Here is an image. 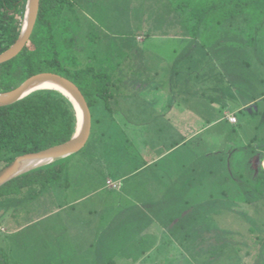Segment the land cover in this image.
Returning <instances> with one entry per match:
<instances>
[{
    "label": "trees",
    "instance_id": "16d2710c",
    "mask_svg": "<svg viewBox=\"0 0 264 264\" xmlns=\"http://www.w3.org/2000/svg\"><path fill=\"white\" fill-rule=\"evenodd\" d=\"M25 2L0 0V53L18 37ZM138 4L135 6L143 8L151 30L159 29V34L165 36L189 38L191 47L193 43L198 46L195 50L192 47V52L214 58V54L222 51L225 57L221 58V63L215 57L221 70L236 76V85L243 86L252 100L264 98V90L257 88L264 84V0H143ZM106 5V0H40L28 42L16 56L0 64V92L18 86L35 73L51 71L69 78L80 88L91 116L92 109L100 103L112 111L109 105L112 99L134 96L136 91L125 92L123 86L128 80L134 82L138 78L140 81L147 67L144 62L141 70L133 62L138 48L136 39L123 38L115 54L108 55L107 46L104 53L93 51L96 43L104 46V36H96L93 32L96 25L93 16L99 7ZM253 52L258 59L255 68L251 67ZM176 53V61L184 60L179 58L182 53L178 48ZM109 59L112 64L107 66ZM141 80L147 79L142 76ZM251 85L252 92V88H246ZM100 120L92 117L87 142L90 138L101 141L104 133L93 130L94 122L98 124ZM76 123L73 103L54 89H38L12 104L0 106V168L17 155L69 139ZM256 153L252 147L251 154ZM89 163V160L79 161L74 167L69 159L60 158L2 184L0 224L8 222L10 217L17 226L33 219V212L38 210L35 201L48 198L54 202L59 193L66 194L77 185L72 179L73 170L85 171L93 167ZM189 165L191 182L196 179L201 182V175L206 171L212 173V170L205 171L199 158ZM251 171L254 183L250 191L256 199L247 205L252 211L240 202L228 200L219 206L214 198L208 205L187 202L186 209L190 211L173 225L171 235L191 257L188 264H264V170L258 164L256 168L252 166ZM223 194L229 199L226 191ZM227 208L239 214L237 227L217 222L216 216L218 218ZM8 249L7 243V253L2 249L5 259L0 258V264H9ZM97 264L116 263L106 259Z\"/></svg>",
    "mask_w": 264,
    "mask_h": 264
},
{
    "label": "rangeland",
    "instance_id": "374dc122",
    "mask_svg": "<svg viewBox=\"0 0 264 264\" xmlns=\"http://www.w3.org/2000/svg\"><path fill=\"white\" fill-rule=\"evenodd\" d=\"M106 1L107 5L99 7L95 11L96 16H93L96 24L93 32L96 36H104V46L101 47L96 43V48L93 51L104 53L105 46H107L108 55H110L115 54L116 48L120 49L123 38L133 37L139 42L143 41L145 49L142 62H146L147 65L143 73L145 80H147L144 82L151 81V83L147 82L150 84H145L141 88L138 83H131L128 80L123 86V91L129 93L136 91L137 93L134 96L123 95L119 96L117 100L112 99L109 103L112 111L106 110L102 103L92 109L93 120L96 117L101 119L100 123L96 124L94 122L93 125V130L104 133L101 141L99 138V140L90 138L81 151L64 158L69 159L70 164L74 167L78 166L76 165L77 162L87 160L91 162L89 164L93 167L87 168L85 171L83 169H72L73 182L77 183L79 188L70 189L66 194L59 193L55 201L62 203L63 200L70 201L81 195H86V193L90 194L84 202L76 204L74 208L67 207L58 212L55 210L56 208L54 209L56 207L55 201L48 200L46 203L36 204L38 210L33 212L31 217L36 218L42 216L43 213H46L47 216L31 226L25 227L16 235V240L19 237L23 242L22 244L25 247L28 246L27 248L37 245L39 242L41 243L43 235L47 237L46 240L54 241L52 237L55 234L57 222L61 218H66L68 214L83 212L86 208L93 209L95 204L102 202L106 196L110 199L120 198V194L115 190L100 189L97 191V188L106 186L107 176L115 178L119 175L117 172L141 166L146 160L154 157V159H151L153 161L149 163L151 168L169 167L172 171L173 168L181 170L182 165H189L199 158L204 163L205 171L212 170V173L206 171L201 175V183H197L198 179H196L194 183L190 184V189L187 188L186 195H183V197L188 198L185 203L207 204L211 203L208 202L211 198H214V203H218L219 206L228 200L229 202H240L246 209L250 208L249 210L252 211V207L248 206L247 203H251L254 198L256 199L254 193L250 191L254 183L251 167L256 168L260 164L264 170V98L236 110V115H234L236 121L232 123L239 121L237 124H230L224 120L210 122L214 121L216 116L221 115L225 108L235 111L237 104L244 105V103H247L250 100V95L243 86H240L237 97V92L233 87L237 83L235 81L237 77L225 73V70H222L224 78L218 74L216 70L218 67L214 66L213 63L216 58L221 63V58L225 57L222 51L214 54L216 58L205 54L204 66L206 68L204 67L200 72H198V68L194 67V64L200 61L201 55L199 53H195V55L187 54L188 61L192 59L191 72L200 73L198 80L193 78V82L196 81V83H193L192 86L197 90L193 95L198 94L200 96L202 92L204 93L202 101L207 103L204 104L203 108L205 110L202 111H204V114L207 111L209 124H206L207 126L202 125L196 133L192 132V136L185 138L183 143L179 142L181 136L184 134L186 136L189 131L195 128V123H192V128L189 125L176 126L178 121L173 114L177 107L170 103V80L168 79L170 68H173L170 60L175 55L172 48L182 47L185 44V50L188 49L187 52L189 53L190 50L192 51V47L195 50L198 46L193 43L191 47L189 38H185L186 41L184 39L179 40L178 36L171 39L173 37L171 34L165 36V34H159V29L151 30L149 20H147L146 15H143V8L135 6H138V3L143 0ZM147 31L149 35H146ZM250 48L253 49V46L251 45ZM89 50H91L90 47ZM254 53L251 56L252 68L258 66V59L254 56ZM82 59H85V56H82ZM133 62L135 63V59ZM179 62H183V59H180ZM110 64L112 63L109 59L107 60V66ZM137 64L140 66L139 62ZM218 65L221 66V64ZM139 68L142 70V67ZM190 68L187 70L190 71ZM177 69L181 71L180 66ZM246 88H252L251 92L253 91V85ZM257 88L259 91L260 89L264 90V84L257 86ZM237 99L239 102L236 101ZM193 100L192 104L195 105ZM212 102L213 105L218 107L215 109L216 115L211 109L210 104ZM221 105H224L225 108ZM181 127L186 128L187 132L182 130ZM175 142H177V145L175 148H171ZM252 147L258 153L251 154ZM145 171L137 175L138 178H141V181H146L144 177L148 176H168L163 173L151 174ZM177 175L181 176V174ZM180 191L179 189L175 190L178 194L176 210L185 207L182 202H178V199H183V197H179ZM224 191L227 192V198L229 199L225 198ZM123 192L134 193L135 190L127 188L123 189ZM238 216L239 214H235L227 208V211L221 212L218 218L216 216V219L222 226L237 227L239 223ZM14 225L16 224L11 217L8 222L5 221L0 224L1 259H5V255L1 254L3 253L2 249H5V253H7L8 239L6 234L8 230L14 229ZM42 229L47 232L42 234ZM163 250V247H159L154 253L144 254L146 262L142 263L139 259L143 254L140 253L133 254V259L130 260H122L123 258L118 254L115 256V261L117 264H131V261L136 259H138L137 264H188L191 261L188 254L181 255L179 252L175 254L163 252ZM22 254L24 255V251H22Z\"/></svg>",
    "mask_w": 264,
    "mask_h": 264
},
{
    "label": "crops",
    "instance_id": "0c3cea01",
    "mask_svg": "<svg viewBox=\"0 0 264 264\" xmlns=\"http://www.w3.org/2000/svg\"><path fill=\"white\" fill-rule=\"evenodd\" d=\"M173 38L176 37H171V39ZM178 39H184V41H186V39L182 37H178ZM135 42L139 48L136 49L135 66L138 68L137 62H139V67L143 68L144 64L142 58L144 57L143 52L145 46L143 41L139 42L135 40ZM183 46L178 47V51L182 53V57L179 55V58H184L183 62L179 63V65H177L179 61H176V47L172 48L175 55H173L170 60L173 68H170V73L168 74L170 76L168 79L171 82V84L169 82L170 103L177 107L173 114L178 121L176 126L189 125L190 128H192V125L195 123V128L192 131H189L186 136L185 134L181 136V140L179 141L181 143L184 142L185 138L191 137L193 133L201 129L200 127L202 125L207 126L209 124L207 121V111L206 114L202 111L205 110L203 107L204 104L207 103L202 101L204 93L202 92L200 96H198V94L193 95L197 90L192 86L193 83H196V81L193 82V78L198 80V75L200 74H198V72L203 70L204 67L206 68V66H204L206 58L203 54H200V61L194 64V67L198 68L199 71L196 73L191 72L192 69L190 67H192V59L188 61L187 54L195 55L196 52L190 50L188 53V49L185 50L186 45L184 44ZM183 50L185 52H183ZM139 57L141 58L139 59ZM213 64L218 67L216 70L218 74L223 77V71L219 67L218 61L215 60ZM179 66L181 71L177 69ZM189 68L190 71L187 70ZM142 76L143 75L140 76V81L136 77L137 79L134 82L138 83L140 86L151 83V81H147L150 83L144 82V80L142 81ZM233 87L238 97L240 88L236 85ZM259 99L252 100L250 98L244 105L237 104L234 109L235 111H230L229 108H225L224 105H221L225 110L221 115L216 116L214 121L210 122L213 123L215 121L219 122L224 120L230 124H237L239 121L236 123L229 122L227 116L232 114L236 115V110H239L249 103H255ZM192 100L193 103L195 102V105L192 104ZM236 101L239 102L238 99ZM210 105L215 113V109L218 107L213 105V102ZM177 110L179 111L177 112ZM181 129L186 131L184 127H181ZM176 145L177 142H175L171 148H175ZM151 159L146 160L141 166H135L132 169L128 168L126 171L117 172L119 175L115 178L107 176V187H98L97 191L100 189H108V191L115 190V192L120 194V198L110 199L106 196L103 198L102 202L96 203L93 209L86 208L83 212H77L71 215L68 214L66 218H61L59 222H57V227H55L56 231L52 237L54 241L46 240L47 237L43 235V241L41 243L39 242L37 245L27 248L28 246L25 247L19 237L18 240H16V235L19 232L25 227H29L46 217V213L31 219L22 226L14 225V229L8 230L6 234L9 248L8 263L97 264L100 260L106 259H111L116 263L115 256L118 254L123 258L122 260H130L133 259L132 255L136 253L143 254L139 259L140 263H142L144 261L146 262L144 254L154 253L159 247L164 248L163 252L166 251L175 254L179 252L181 255L187 254L185 249L172 238L171 230L179 218L185 216V214L190 211V208L186 209L187 203H185L188 198L183 197V195H186L185 191L187 188L190 189V184L192 183L188 176L190 173V165H182L181 170L173 168V171L169 167L159 169L155 167L151 168L149 164L153 161ZM143 171L151 174L163 173L168 176H148L144 177L146 181H141V178H138L137 175ZM177 174H181V176ZM78 186V184L75 186L73 185L72 189ZM127 188L133 189L135 192L124 193L123 189ZM176 189L181 190L179 197H183V199H178V202H182L183 206L185 205V207L179 210L175 208L177 206L176 198L178 196L175 192ZM89 194L90 193H86V195H81L70 201L63 200L62 203L56 200V207H54V209L56 208L55 210L58 212L67 207L74 208L76 204L84 202ZM48 200V198H40L35 201V204L46 203ZM197 203L198 202L189 204ZM46 232L45 229H42V234ZM22 251H24V255ZM131 262V264H137L136 262H138V259Z\"/></svg>",
    "mask_w": 264,
    "mask_h": 264
},
{
    "label": "water",
    "instance_id": "95a60500",
    "mask_svg": "<svg viewBox=\"0 0 264 264\" xmlns=\"http://www.w3.org/2000/svg\"><path fill=\"white\" fill-rule=\"evenodd\" d=\"M39 3L40 0H26L18 37L0 53V64L16 56L28 42L37 18ZM47 84H53L56 88L44 87ZM45 88L58 90L73 103L77 116L75 131L69 139L61 143L17 155L10 163L0 168V186L24 172L79 151L90 136L92 116L82 91L72 80L58 73L51 71L35 73L18 86L1 91L0 106L12 104L35 90Z\"/></svg>",
    "mask_w": 264,
    "mask_h": 264
},
{
    "label": "built area",
    "instance_id": "2783aa9c",
    "mask_svg": "<svg viewBox=\"0 0 264 264\" xmlns=\"http://www.w3.org/2000/svg\"><path fill=\"white\" fill-rule=\"evenodd\" d=\"M227 118H228V121H230V122H235L236 121V118H235L234 115H229Z\"/></svg>",
    "mask_w": 264,
    "mask_h": 264
},
{
    "label": "bare ground",
    "instance_id": "6f19581e",
    "mask_svg": "<svg viewBox=\"0 0 264 264\" xmlns=\"http://www.w3.org/2000/svg\"><path fill=\"white\" fill-rule=\"evenodd\" d=\"M49 87V88H56L53 84H47V85H44V87Z\"/></svg>",
    "mask_w": 264,
    "mask_h": 264
}]
</instances>
